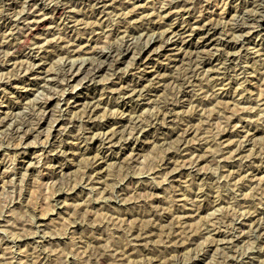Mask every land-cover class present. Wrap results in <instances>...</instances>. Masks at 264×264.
I'll use <instances>...</instances> for the list:
<instances>
[{
    "label": "rangeland",
    "instance_id": "1",
    "mask_svg": "<svg viewBox=\"0 0 264 264\" xmlns=\"http://www.w3.org/2000/svg\"><path fill=\"white\" fill-rule=\"evenodd\" d=\"M263 5L0 0V264H264Z\"/></svg>",
    "mask_w": 264,
    "mask_h": 264
},
{
    "label": "bare ground",
    "instance_id": "2",
    "mask_svg": "<svg viewBox=\"0 0 264 264\" xmlns=\"http://www.w3.org/2000/svg\"><path fill=\"white\" fill-rule=\"evenodd\" d=\"M264 6V5H263ZM262 6V7H263ZM204 8V7H203ZM262 9V8H261ZM261 12V11H260ZM251 14H253V13H251ZM256 14V13H255ZM260 14V13H259ZM249 15V14H248ZM257 15H258V12H257ZM262 16V15H261ZM252 17V16H251ZM256 17V16H255ZM248 18V17H247ZM250 18V17H249ZM253 18V17H252ZM261 18H263V17H261ZM261 21V20H260ZM208 22V21H207ZM43 21H38V22H36V26L37 27H39V26H42L43 25ZM242 23V22H241ZM258 23V22H257ZM212 24V23H211ZM211 24H205L206 25V29H207V31L210 29V26H212ZM246 24V23H245ZM204 25V26H205ZM215 25V24H214ZM242 25V24H241ZM34 26H35V24H34ZM201 26V25H200ZM246 26V25H245ZM202 28V27H201ZM213 28V27H212ZM118 29V28H117ZM214 29V28H213ZM200 30V29H199ZM202 30H203V28H202ZM211 32V31H210ZM209 33V32H208ZM160 37H162V36H160ZM163 40V39H162ZM25 42V41H24ZM135 46V45H134ZM131 47V46H130ZM116 49H118V48H116ZM133 49V48H132ZM134 49H135V47H134ZM111 50V49H110ZM130 50V48H127V50L126 51H129ZM197 50V49H196ZM113 51H115V49H113ZM113 51H112V54H113ZM133 51V50H132ZM143 51V50H142ZM141 52V51H140ZM193 53V52H192ZM196 53H197V51H196ZM107 54H109V53H107ZM110 55V54H109ZM109 55H107V56H109ZM112 56H114V55H112ZM191 56V55H190ZM203 56V55H202ZM106 57V56H105ZM199 57V56H198ZM198 57H194L195 59H197ZM193 58V59H194ZM205 58V57H204ZM111 59V58H110ZM140 59V58H139ZM191 60H193L192 58H190ZM200 59V58H199ZM201 59H203V58H201ZM192 63H193V61H191ZM204 62V61H203ZM103 63V62H102ZM94 65V64H93ZM92 66V65H91ZM89 66V68H86L85 70H83V76H84V78L86 79V78H89V80L91 79H93L97 74H99L103 69H104V67L103 66H101L100 65V63H99V65H96V63H95V65L94 66ZM190 71V70H189ZM191 73H192V71H191ZM189 74V73H188ZM80 76V75H79ZM192 76V75H191ZM174 80V79H173ZM188 81H189V79H188ZM183 83H185V81L183 82ZM189 82H187V84H188ZM186 84V83H185ZM186 84V85H187ZM184 88V87H183ZM135 91V90H134ZM184 93V92H183ZM76 98V97H75ZM76 100H74L73 102H75ZM91 102V101H90ZM88 103V102H87ZM85 105V104H84ZM90 105H92V104H87L86 106H83L84 108H82V111H83V113H92V107L90 106ZM71 105H69V107H70ZM73 106V105H72ZM95 106V105H94ZM96 107V106H95ZM46 108H50L49 107V104L47 105V107ZM160 108V107H159ZM170 108V107H169ZM95 109V108H94ZM168 109V108H167ZM173 109V108H172ZM171 109V110H172ZM48 110V109H47ZM163 110V109H162ZM52 111V110H51ZM82 111L80 112V113H82ZM94 111V110H93ZM168 112H169V110H168ZM167 113V112H166ZM165 113V114H166ZM171 113V112H170ZM165 114H163L164 115V117L163 118H165ZM90 115V114H89ZM88 115V116H89ZM169 115V114H168ZM81 116H83L82 114H81ZM85 116V115H84ZM167 116V115H166ZM90 117V116H89ZM88 117V118H89ZM172 117V116H171ZM169 118V117H168ZM170 119V118H169ZM168 119V120H169ZM139 121V120H138ZM141 122H142V120H141ZM140 122V123H141ZM136 123V122H135ZM141 125H142V123H141ZM137 126V125H136ZM136 126L134 127V128H136ZM137 127H140L139 125L137 126ZM144 127V126H143ZM140 130V129H139ZM143 130V129H142ZM138 131V130H137ZM142 132V131H141ZM24 133V132H23ZM22 133V134H23ZM29 134V133H28ZM24 135H25V133H24ZM128 139V138H127ZM92 164V163H91Z\"/></svg>",
    "mask_w": 264,
    "mask_h": 264
}]
</instances>
